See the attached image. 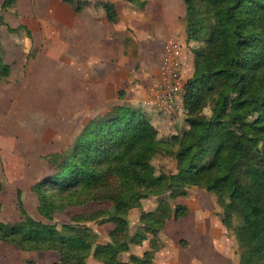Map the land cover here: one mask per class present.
I'll return each mask as SVG.
<instances>
[{
    "label": "trees",
    "instance_id": "16d2710c",
    "mask_svg": "<svg viewBox=\"0 0 264 264\" xmlns=\"http://www.w3.org/2000/svg\"><path fill=\"white\" fill-rule=\"evenodd\" d=\"M17 1L2 0L0 13ZM61 1L75 12L88 3ZM183 3L186 42L197 45V60L184 86L188 130L175 153L176 172L156 174L151 160L160 144L153 139L154 127L134 108L117 106L88 122L68 148L45 156L51 173L32 187L37 213L45 221L25 212L18 193L21 220L0 222V242L22 252H54L58 260L52 264H86L90 256L102 264H128L118 260L115 246L128 251L144 234L157 236L165 224L154 212H142L131 237L129 210L155 197L158 211H170V201L184 197L187 188L200 187L218 199L226 230H232L233 217L239 221L232 230L239 264H264V0ZM99 5L107 21L115 23L114 4ZM10 73L0 42V83ZM106 201L113 204L111 211L99 210L61 230L51 223L64 206ZM170 212L176 220L188 215L181 205ZM80 222L111 223L112 245L97 244L92 250L86 240L95 241L96 235ZM139 264H151V255Z\"/></svg>",
    "mask_w": 264,
    "mask_h": 264
},
{
    "label": "rangeland",
    "instance_id": "374dc122",
    "mask_svg": "<svg viewBox=\"0 0 264 264\" xmlns=\"http://www.w3.org/2000/svg\"><path fill=\"white\" fill-rule=\"evenodd\" d=\"M112 1L118 5L121 11L123 6L127 5L140 10L144 8V5L143 7L141 5L145 3H142L141 0ZM180 4L182 8L179 9L177 7L179 13L176 15L179 17L181 23H184V16L182 18V1ZM157 12L158 10L153 11L152 14ZM155 28H157L156 25L150 24L148 33L154 32ZM127 29L128 32H135L144 38V55H150L152 49L157 48L162 43L161 38L158 39V37H156L155 41H149L147 29H144L137 23L134 28ZM174 31V28H172L167 32ZM168 38L170 36L165 39L162 47L163 54L156 67L157 75L155 80L153 75L150 74L154 68L153 63L149 64L147 60L145 65L139 64L144 66L146 70H149V75L146 74L145 83L141 84L137 79L129 83L131 77L124 75L116 85L109 84L107 87L105 85L99 93L94 90L89 91L86 98H83L81 102L79 101L78 106H75V99L73 97L60 98L57 96L59 95L55 90V87L58 86L57 83L56 86H53L47 92V94H51L50 97H35L29 103H24L26 99L21 97L17 99L11 96L12 91L16 92L18 88L24 87L27 84L26 81L20 82L18 80L19 74L0 84V118L11 114L14 122L13 128L9 124L2 128L0 127V132H5L14 138L13 147L5 144L3 146L5 150L3 151L12 149L13 156L27 157L29 160L27 165L20 163L19 169L12 172L14 174L10 175V177L7 176L4 167L2 165L0 167L2 175H0V222L15 224L21 220L17 199L18 193L25 212L34 219L45 221L37 213L38 200L32 192V187L51 173V168L45 156L68 148L88 122L102 118L120 105H127L139 111L154 127L153 139L160 144L151 160V165L156 174L164 173L171 175L176 172L177 162L175 153L182 144L183 134L188 130L186 122L188 110L185 108L183 98L184 86L188 79L186 80L181 76L182 84L177 91L176 99L171 104H165L164 98L162 100L160 96L164 88L162 87L161 63L166 56L165 44ZM174 38L178 46L181 71L185 54L188 53L191 54V61L193 60L194 67L197 57L193 54V49H196L197 45L188 44L186 42V35L182 40L179 39L180 35L177 34ZM38 52L40 51L36 48L18 60L27 59L28 61L30 58L34 59ZM139 65L133 64L132 70H139ZM32 86L39 89L38 83H32ZM9 100L12 101L10 109V105H7ZM203 114L209 115L210 112L208 109H204ZM6 121L7 119L5 123ZM18 173H21V175L15 177ZM148 199H150V202L145 201L142 208H131L128 212L127 220L130 212L133 216L139 217L142 212L155 208V200L157 201V198L149 197ZM172 204L174 206L181 205L189 209V215L186 216V219L177 221L172 219L170 212H156L155 215L165 222V228L160 234V240L157 244L159 248L168 249L172 253L177 252L179 257L191 259L192 264H239L240 250L232 231L239 226V221L236 217H233L232 230H226L221 225L220 220L223 217L224 209L219 205L215 195L205 192L200 187H190L186 189L184 198L170 201V205ZM101 209L103 211H111L113 204L106 201L90 202L83 206H64L53 214L51 223H55L57 229L61 230L63 225L72 224V221L76 219H84ZM79 224L87 227L91 234H98L99 240L102 243L108 237L109 230L113 227L111 223L101 224L102 226H98L94 222H80ZM128 225L129 235L132 237L136 231L135 229H137V222L135 223V220L131 218L128 220ZM109 241L111 240L109 239ZM86 243L91 245L92 250L96 246L95 241L86 240ZM5 244H0V250L3 252L10 249ZM116 247L120 248L119 246ZM14 249L16 248L14 247ZM27 259L32 260L36 264H52L58 257L54 252L18 254L17 263L21 264Z\"/></svg>",
    "mask_w": 264,
    "mask_h": 264
},
{
    "label": "crops",
    "instance_id": "0c3cea01",
    "mask_svg": "<svg viewBox=\"0 0 264 264\" xmlns=\"http://www.w3.org/2000/svg\"><path fill=\"white\" fill-rule=\"evenodd\" d=\"M86 1L88 2L87 5L82 10L75 12L71 6L61 0H18L14 6L0 13V18L6 25L0 24V40L4 48L5 60L11 67L10 76L2 82L17 74H19L18 80L20 82H27L24 87L21 86L16 92L12 91V97L26 99L24 103L31 102L35 97H50L51 94H47V92L57 83L58 86L55 87L59 93L57 96L60 98L73 97L75 106H78L79 101L81 102L83 98H86L89 91L94 90L99 93L105 85L106 87L109 84L116 85L124 75L131 77L129 83L136 79L141 84L145 83L146 74L149 75V70L139 64L145 65L147 60L149 64L153 63L154 68L150 74L155 80L156 67L163 54L162 47L165 39L176 34L180 35V40L185 37L184 23H181L176 15L179 13L177 9L182 8L180 4L182 1V18L184 16L183 0H141L142 3L145 2L144 8L137 10L138 8L127 5L123 6L122 11L117 4H114V1L109 0L115 7L117 15L115 23L107 21L105 11L98 4L108 0ZM1 2L2 0H0V5ZM157 10V13L152 14L153 11ZM136 23L147 29L149 41H155L156 37L161 38L162 43L157 48L152 49L150 55H144L145 47L142 35L128 32L127 28H134ZM150 24L157 26L151 34L148 33ZM8 28L11 30L9 31ZM172 28L175 31L168 33L167 31ZM36 48L40 52L36 54L34 59L18 60ZM190 55V53L185 54L181 71L186 80L193 73V60L191 61ZM133 64L139 65L140 69L132 70ZM32 83H38L39 89L32 86ZM11 102L10 100L7 102V105H10L9 109ZM7 124L12 128L14 127L11 114L0 118L1 128ZM13 139L11 135L0 132V167L1 165L4 167L8 177L13 175L12 172H15L16 169H19L20 163L27 165L29 162L27 157L13 156L12 149L3 151L5 144L13 147ZM19 175L21 173L15 177ZM149 200L145 201L150 202ZM155 202V208L148 211L156 214L158 210L157 201L155 200ZM174 207L172 204L171 209ZM187 210L189 215V209ZM170 214L172 219L176 220L173 218V212ZM131 218L135 220V223L137 222V228L139 217L133 216L130 212L128 220ZM182 219H186V217L177 219V221ZM221 225L223 226L222 222ZM112 228L109 230L108 237ZM164 228L165 224L157 236L152 237L149 234H144L143 241L138 245L131 244L128 251H123L115 246L119 252L118 260L128 264H139L144 259L145 254H150L151 264H192L191 259L179 257L177 252L172 253L168 249L158 247L160 234ZM95 235V245H112L109 241L110 238H105L102 243L98 234L95 233ZM0 244L4 243L0 242ZM5 246L10 249L5 252L0 250V264H18V254L37 253L22 252L9 244H5ZM27 260L21 264H26ZM86 264L102 263L90 256Z\"/></svg>",
    "mask_w": 264,
    "mask_h": 264
},
{
    "label": "built area",
    "instance_id": "2783aa9c",
    "mask_svg": "<svg viewBox=\"0 0 264 264\" xmlns=\"http://www.w3.org/2000/svg\"><path fill=\"white\" fill-rule=\"evenodd\" d=\"M166 56L161 63L163 90L160 93L165 104H171L177 97V91L182 84L181 63L178 57V46L174 36H170L165 44ZM157 102V100H156Z\"/></svg>",
    "mask_w": 264,
    "mask_h": 264
}]
</instances>
